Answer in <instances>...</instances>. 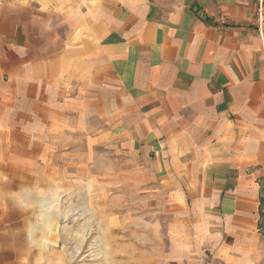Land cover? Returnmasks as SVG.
I'll list each match as a JSON object with an SVG mask.
<instances>
[{
    "label": "crops",
    "instance_id": "crops-1",
    "mask_svg": "<svg viewBox=\"0 0 264 264\" xmlns=\"http://www.w3.org/2000/svg\"><path fill=\"white\" fill-rule=\"evenodd\" d=\"M110 142L153 182L181 264H264L255 0H0V264H32L21 213L76 185L79 144Z\"/></svg>",
    "mask_w": 264,
    "mask_h": 264
},
{
    "label": "rangeland",
    "instance_id": "rangeland-1",
    "mask_svg": "<svg viewBox=\"0 0 264 264\" xmlns=\"http://www.w3.org/2000/svg\"><path fill=\"white\" fill-rule=\"evenodd\" d=\"M85 151L84 144H79V156L84 157L78 160L76 185L47 197L46 214L36 218L29 208L28 220L21 213L23 219L15 225L30 236L31 263L53 264L57 254L61 258L57 264L186 261L169 229L167 234L172 217L164 211L160 196L159 205L154 204L155 196L151 197L154 202L149 200L151 192L144 187L153 182L140 162L112 142L94 144L91 152ZM262 224L264 239V215ZM51 249L56 255L44 254Z\"/></svg>",
    "mask_w": 264,
    "mask_h": 264
},
{
    "label": "trees",
    "instance_id": "trees-1",
    "mask_svg": "<svg viewBox=\"0 0 264 264\" xmlns=\"http://www.w3.org/2000/svg\"><path fill=\"white\" fill-rule=\"evenodd\" d=\"M260 188H259V207H258V224L257 227L261 234H263V224H262V217L264 215V196H263V191H264V179L260 181Z\"/></svg>",
    "mask_w": 264,
    "mask_h": 264
},
{
    "label": "built area",
    "instance_id": "built-area-1",
    "mask_svg": "<svg viewBox=\"0 0 264 264\" xmlns=\"http://www.w3.org/2000/svg\"><path fill=\"white\" fill-rule=\"evenodd\" d=\"M256 3V12L258 17L264 16V0H255Z\"/></svg>",
    "mask_w": 264,
    "mask_h": 264
}]
</instances>
